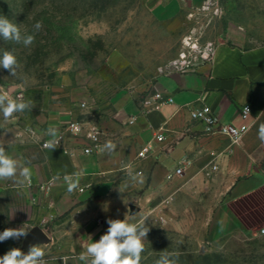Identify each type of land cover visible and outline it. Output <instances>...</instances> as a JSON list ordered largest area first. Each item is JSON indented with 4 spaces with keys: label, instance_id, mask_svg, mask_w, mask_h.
Masks as SVG:
<instances>
[{
    "label": "rangeland",
    "instance_id": "obj_1",
    "mask_svg": "<svg viewBox=\"0 0 264 264\" xmlns=\"http://www.w3.org/2000/svg\"><path fill=\"white\" fill-rule=\"evenodd\" d=\"M217 1L205 10L204 0H186L178 18L161 21L146 0H0V15L22 36L35 35L28 47L0 38V55L12 51L18 61L15 75L0 68V92L34 102L8 120L0 112V131L28 127L50 109L75 110L80 121L101 128L126 100L143 102L154 93L158 76L179 57L188 36L218 44L237 28L247 47L264 42V0ZM218 171L213 167L176 200L147 212L150 230L140 264H156L165 255L177 264H264V235L258 234L264 190L230 202ZM58 224L33 193L0 190V232L22 226L28 231L0 242V257L41 244L46 264H84L68 258L64 239L53 238ZM37 231L44 239L28 244Z\"/></svg>",
    "mask_w": 264,
    "mask_h": 264
},
{
    "label": "crops",
    "instance_id": "obj_2",
    "mask_svg": "<svg viewBox=\"0 0 264 264\" xmlns=\"http://www.w3.org/2000/svg\"><path fill=\"white\" fill-rule=\"evenodd\" d=\"M185 3L146 0L152 15L161 21L178 18ZM225 36L216 44L211 63L185 74L158 76L150 95L162 96L156 109L128 99L115 119L100 124L106 133L103 145L107 141L116 144L111 153L86 154L90 142L66 131L71 122L79 120L75 110L50 109L38 114L28 127L15 125L0 131V146L31 170L28 178H18L22 183L0 180V190L30 192L47 203L52 215L60 219L53 238L64 239L62 248L75 260L106 233L108 219L126 216L129 223H137L149 210L176 200L202 181L213 167L219 170L230 202L263 191L264 144L258 139V128L264 123V42L247 47L237 28L228 29ZM203 104L222 124L249 126L239 143L222 135H206L203 126L192 121L191 110ZM245 105L251 107L246 122L240 114ZM158 134L165 139L157 140ZM58 138L60 145L53 151L42 148V143ZM148 145L152 153L139 158ZM180 167L183 172L177 174ZM74 172H82V178L79 189L69 193L63 175ZM57 175L60 179L54 180Z\"/></svg>",
    "mask_w": 264,
    "mask_h": 264
},
{
    "label": "clouds",
    "instance_id": "obj_3",
    "mask_svg": "<svg viewBox=\"0 0 264 264\" xmlns=\"http://www.w3.org/2000/svg\"><path fill=\"white\" fill-rule=\"evenodd\" d=\"M36 31L42 28V24L37 22L34 25ZM0 38L5 41H14L23 43L25 47L30 46L35 35H21L19 27L12 23L7 17L0 15ZM18 61L12 51L5 50L0 55V68L9 70L11 75L16 74ZM34 107L32 100L25 101L24 98H12L10 91L0 92V112L4 119H10L16 113H23ZM51 131V130H50ZM53 135L55 133L53 132ZM258 139L264 144V123L258 128ZM50 150L59 146L58 141L52 140L44 145ZM116 144L107 141L99 148L101 153H111L115 150ZM31 170L26 163L19 158L8 154L3 146H0V180H11L17 183L23 181L18 179L28 178ZM82 172L64 174L63 181L67 185V191L73 193L79 189ZM54 180L60 179V176H54ZM135 180V177L132 178ZM124 187H128L126 183ZM121 192V190H119ZM147 217L142 218L137 223H129L125 219H108L109 225L105 234L97 242L87 245L86 250L81 252L79 260L84 264H140L141 254L144 251V240L147 238L149 227L146 225ZM28 231L24 227L6 228L0 232V242L8 239H20L26 237ZM45 252L41 244L31 245L29 251L25 254L19 248H13L0 257V264H46L44 259ZM156 264H177L175 259H170L167 255L162 256L156 261Z\"/></svg>",
    "mask_w": 264,
    "mask_h": 264
},
{
    "label": "built area",
    "instance_id": "obj_4",
    "mask_svg": "<svg viewBox=\"0 0 264 264\" xmlns=\"http://www.w3.org/2000/svg\"><path fill=\"white\" fill-rule=\"evenodd\" d=\"M218 4L217 0H204L203 9L209 10L211 6ZM194 42L198 43L199 49L195 50ZM192 45H191V44ZM216 44L214 42H200L199 39H196L192 36H188L183 40L182 50L179 54V57L173 61L165 72L169 73H180L185 74L188 72H193L200 65L211 63L216 55ZM162 101L161 94H154L153 96L148 97L142 103L144 108L156 109L160 102ZM173 102L172 99L169 100ZM241 118L244 122L248 121L251 117V107L250 105H245L241 109ZM191 119L192 121L200 124L204 128V133L206 135H222L228 137L233 144L240 142L242 137L248 132L249 126L243 124L242 126L236 127L230 124H222L220 122L219 116L213 112V110L207 105H201L199 108L191 110ZM89 123L84 121H73L67 127L66 131L76 138H84L89 141V145L84 149L86 154H92L100 152L99 148L103 146L102 139L106 137L99 127L91 126ZM60 139H55L60 145ZM157 140H164L165 137L161 134L156 136ZM52 141V140H51ZM49 142V141H47ZM42 143L43 149L46 148L44 145L47 143ZM152 153V148L148 145L144 147L138 154V157L141 159L147 158ZM183 168H178L176 170L177 174H182ZM259 235H264V224L261 226L258 231Z\"/></svg>",
    "mask_w": 264,
    "mask_h": 264
},
{
    "label": "water",
    "instance_id": "obj_5",
    "mask_svg": "<svg viewBox=\"0 0 264 264\" xmlns=\"http://www.w3.org/2000/svg\"><path fill=\"white\" fill-rule=\"evenodd\" d=\"M43 239H44V235L42 234V232L37 231L30 238H28V244H32L36 241L43 240Z\"/></svg>",
    "mask_w": 264,
    "mask_h": 264
},
{
    "label": "bare ground",
    "instance_id": "obj_6",
    "mask_svg": "<svg viewBox=\"0 0 264 264\" xmlns=\"http://www.w3.org/2000/svg\"><path fill=\"white\" fill-rule=\"evenodd\" d=\"M191 44V43H190ZM192 45V44H191ZM199 49V47H197V49H195V50H198Z\"/></svg>",
    "mask_w": 264,
    "mask_h": 264
}]
</instances>
